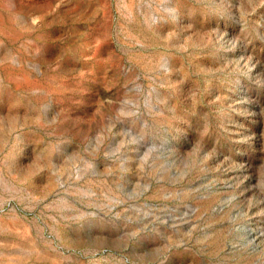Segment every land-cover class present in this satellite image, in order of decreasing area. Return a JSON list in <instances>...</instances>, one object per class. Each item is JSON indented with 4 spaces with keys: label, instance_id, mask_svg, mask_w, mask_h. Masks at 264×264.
<instances>
[{
    "label": "rangeland",
    "instance_id": "obj_1",
    "mask_svg": "<svg viewBox=\"0 0 264 264\" xmlns=\"http://www.w3.org/2000/svg\"><path fill=\"white\" fill-rule=\"evenodd\" d=\"M0 264H264V0H0Z\"/></svg>",
    "mask_w": 264,
    "mask_h": 264
}]
</instances>
